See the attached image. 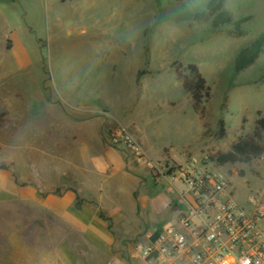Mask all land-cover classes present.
I'll use <instances>...</instances> for the list:
<instances>
[{
    "label": "rangeland",
    "instance_id": "374dc122",
    "mask_svg": "<svg viewBox=\"0 0 264 264\" xmlns=\"http://www.w3.org/2000/svg\"><path fill=\"white\" fill-rule=\"evenodd\" d=\"M211 1L0 0V163L9 161V176L16 177V187L37 190L43 185L41 179L59 176L67 155L60 157L58 147L72 138L52 128L74 123L76 116L98 115L84 112L86 105L109 104V113L100 112L109 146L116 148L109 135L118 127L138 140L135 130L139 129L145 133L144 142L167 146L164 156L151 157L155 160L166 158L167 151L177 163L210 160L238 139L251 136L256 119L264 116V43L243 68L236 69V60L264 36V0H221L210 11ZM223 12L230 21L216 26ZM188 64L198 67L210 87L202 115L192 109L191 97L175 72L188 75ZM220 121L225 129L221 138ZM87 139L85 134L73 143L87 144ZM208 162L209 168H219L229 177L237 202L244 205L248 197H256L264 205V196L259 195L264 187V155L251 164ZM240 171L246 176L240 178ZM133 181H128L129 186ZM149 181L137 189L139 204L145 203L147 216L151 213L156 220L171 218L173 213L168 214L158 201L165 188ZM164 201L169 203L167 195ZM258 224L264 229V221ZM31 227L23 232L21 220L16 222L12 248L11 243H0V264L108 261L106 253L90 244H84L86 248L61 243L60 233L38 232L33 222ZM151 228L140 231L134 240ZM22 235L28 243H20ZM134 240L120 253L122 264H144L133 258Z\"/></svg>",
    "mask_w": 264,
    "mask_h": 264
},
{
    "label": "crops",
    "instance_id": "0c3cea01",
    "mask_svg": "<svg viewBox=\"0 0 264 264\" xmlns=\"http://www.w3.org/2000/svg\"><path fill=\"white\" fill-rule=\"evenodd\" d=\"M12 41L18 45L14 38ZM108 105H86L84 112H96L98 115L80 119L76 116L74 123L66 121L52 128L56 132L69 133L72 140L63 141L58 147L60 157L67 155L66 160L61 162L63 170L59 176L41 179L43 185L37 190L25 185L16 187V177L9 176V161L7 164L0 163L6 165V168L0 167V243H11L12 248L16 240V222L21 220L23 232H30L33 222L40 228L38 232L60 233L61 243H80L86 248L88 246L84 244H90L101 253H106V260L122 264L119 255L126 245L140 233L146 232L148 227L157 229L165 221L154 219L151 213L147 216V205L139 204L140 192L137 189L146 186L150 178L155 185L159 182L165 188L166 192L159 193L158 201L168 214L174 215L177 196L170 185L163 179L157 182L142 165L126 161L122 146L114 148L105 142V132L102 130L104 120L100 112L105 110L109 113ZM40 128L47 130L45 125ZM135 132L150 157L164 156L162 153L167 146H155L150 140L144 142L145 133L139 129ZM85 134L89 143H73L75 137L83 139ZM73 152L76 153L74 158L71 157ZM166 153V158L170 157L169 151ZM131 180L134 183L129 186L128 181ZM166 195L169 203L163 202ZM19 202L22 203L21 207L17 204ZM32 204L37 207L32 209ZM144 222L148 224L142 230ZM20 243H28L25 235H22Z\"/></svg>",
    "mask_w": 264,
    "mask_h": 264
},
{
    "label": "built area",
    "instance_id": "2783aa9c",
    "mask_svg": "<svg viewBox=\"0 0 264 264\" xmlns=\"http://www.w3.org/2000/svg\"><path fill=\"white\" fill-rule=\"evenodd\" d=\"M127 157L174 190V215L133 245V258L144 264H264V205L250 197L236 202L228 176L207 162L191 158L177 163L152 159L140 141L122 127L109 135ZM208 164H211L209 163ZM210 166V165H209ZM218 167V166H217ZM175 183L179 184L178 187ZM264 196V187L259 193ZM106 264H120L108 260Z\"/></svg>",
    "mask_w": 264,
    "mask_h": 264
},
{
    "label": "trees",
    "instance_id": "16d2710c",
    "mask_svg": "<svg viewBox=\"0 0 264 264\" xmlns=\"http://www.w3.org/2000/svg\"><path fill=\"white\" fill-rule=\"evenodd\" d=\"M220 4L221 0H213L209 3L208 10H215ZM227 21H230V16L227 12H223L218 15L215 25L218 26L219 23ZM263 43L264 36H261L256 39L251 46L243 49L237 57L236 69L243 68L251 63L262 50ZM186 70L188 71V75L186 76H183L178 69H176L175 72L177 77L182 80L183 88L191 97L192 109L194 112L202 115L203 105L210 98V87L195 64H188ZM255 124L256 127L251 136L238 139L231 145L228 151L216 152L209 157L210 161L215 162L218 166H224L226 164L233 165L236 163L251 164L261 159L264 155V116L257 118ZM218 135L220 138L225 135L223 121H220ZM0 167L6 168V165H0ZM239 174L243 177L244 171H240ZM159 229L160 227L156 230L159 231Z\"/></svg>",
    "mask_w": 264,
    "mask_h": 264
}]
</instances>
